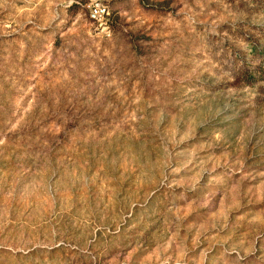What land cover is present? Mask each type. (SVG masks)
Returning <instances> with one entry per match:
<instances>
[{
    "label": "rangeland",
    "instance_id": "1",
    "mask_svg": "<svg viewBox=\"0 0 264 264\" xmlns=\"http://www.w3.org/2000/svg\"><path fill=\"white\" fill-rule=\"evenodd\" d=\"M0 264H264V0H0Z\"/></svg>",
    "mask_w": 264,
    "mask_h": 264
},
{
    "label": "built area",
    "instance_id": "2",
    "mask_svg": "<svg viewBox=\"0 0 264 264\" xmlns=\"http://www.w3.org/2000/svg\"><path fill=\"white\" fill-rule=\"evenodd\" d=\"M106 12V10L104 9V10H99L97 13H105Z\"/></svg>",
    "mask_w": 264,
    "mask_h": 264
}]
</instances>
